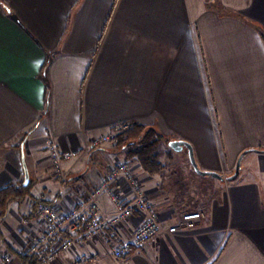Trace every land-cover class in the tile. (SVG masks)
<instances>
[{
	"label": "crops",
	"instance_id": "1",
	"mask_svg": "<svg viewBox=\"0 0 264 264\" xmlns=\"http://www.w3.org/2000/svg\"><path fill=\"white\" fill-rule=\"evenodd\" d=\"M135 123L191 142L200 167L223 175L194 226L169 232L184 212L168 145L157 172L94 145ZM50 137L78 156L55 164ZM123 160L160 212L158 239L115 257L105 227L40 264H264V0H0V191L34 183L0 219V264L25 259L37 199L112 215L95 190Z\"/></svg>",
	"mask_w": 264,
	"mask_h": 264
},
{
	"label": "built area",
	"instance_id": "2",
	"mask_svg": "<svg viewBox=\"0 0 264 264\" xmlns=\"http://www.w3.org/2000/svg\"><path fill=\"white\" fill-rule=\"evenodd\" d=\"M111 139L99 137L93 143L101 145ZM48 143L51 157L57 164L79 153L72 150L62 153L52 140ZM104 192L110 196L115 207L109 217L103 216L93 205L80 210L71 206L58 207L45 201L36 202L34 215L38 225L28 235L25 259L16 261L15 256L7 252L3 263L31 264V258L39 254H45L46 263H52L60 250L71 251L78 245L97 240L105 227L111 228L113 235L118 237L112 247L115 257H121L133 247H144L158 239L163 228L160 212L147 197L143 183L134 175L127 160L111 167L106 180L95 190V194ZM135 211L140 213L139 222L132 228L131 239H122L119 227L133 218ZM204 216L203 211L182 213L178 222L169 227V232L176 233L180 229L192 227Z\"/></svg>",
	"mask_w": 264,
	"mask_h": 264
},
{
	"label": "trees",
	"instance_id": "3",
	"mask_svg": "<svg viewBox=\"0 0 264 264\" xmlns=\"http://www.w3.org/2000/svg\"><path fill=\"white\" fill-rule=\"evenodd\" d=\"M115 137L119 146L127 148V157L137 158L145 170L150 172L162 170L157 145L162 141L163 135L156 129L135 123L118 132ZM31 186V183L18 187L9 186L0 191V219L4 217L10 202L23 201L29 195ZM38 201L45 200L37 199L34 204ZM36 256L31 258V264H40Z\"/></svg>",
	"mask_w": 264,
	"mask_h": 264
},
{
	"label": "rangeland",
	"instance_id": "4",
	"mask_svg": "<svg viewBox=\"0 0 264 264\" xmlns=\"http://www.w3.org/2000/svg\"><path fill=\"white\" fill-rule=\"evenodd\" d=\"M117 134L118 133L116 132V135ZM106 137H109V139H111V138H114V139H111L107 142H104L103 144H110L116 148H120L121 151H124L126 153L127 148L121 147L118 145V141H117V138L115 137V135H114V137H110V136H106ZM50 140H52L56 145H58V144L53 137H50L47 140L46 147L48 150V154H49L51 160L54 162V160L52 159L51 154L49 152V148H48L49 144H50L48 142ZM171 141H173V140H171L170 138H167L166 136L163 135L162 141L158 142L157 152L159 155L164 154V152L167 153L168 149H167V147L165 148V145L169 146L168 148H169L170 154H171L169 163L173 164V167H172L173 169H176L175 172L173 173V176H176L174 179L176 181V184L178 185L177 187H178L179 191L181 190L180 194L177 195V197L178 196L180 197L179 206L182 207V212H184V213L187 211H202V209L200 207L201 203L199 204V202H201V200L203 201V198H202L203 195H205V197H207V195H209L210 192H212L216 188V187H214L215 184L213 182L215 180V178L213 176H203L204 178L201 177V175H199L194 170L193 166L191 165V162L189 161L190 158L188 156V149L186 147H184L183 148L184 150L183 149H182L183 151L181 150L182 152H178L170 146L169 143ZM58 148H59V146H58ZM61 151H63V150H61ZM67 151H69V150H67ZM72 151L77 152L79 150H72ZM64 152H66V151H63L62 153H64ZM181 155H183V156H181ZM77 156H74L72 158H75ZM72 158H70V159H72ZM63 160L58 165H60L63 162ZM185 162L188 164V169H190V171L188 173H187V171H185V167H186V166H184ZM55 164H57V163H55ZM67 177L68 176H66V179H67ZM205 197H204V199H205ZM66 205H68V204H66Z\"/></svg>",
	"mask_w": 264,
	"mask_h": 264
},
{
	"label": "water",
	"instance_id": "5",
	"mask_svg": "<svg viewBox=\"0 0 264 264\" xmlns=\"http://www.w3.org/2000/svg\"><path fill=\"white\" fill-rule=\"evenodd\" d=\"M170 146L175 149L176 151H181L184 147H186L188 149V153H189V158H190V162L194 168V170L199 174V175H202V176H213V177H217V178H220V179H223V175H221L219 172L217 171H213V170H203L197 159H196V156H195V152H194V148H193V145L186 141V140H173L171 141L170 143ZM249 151L251 150H247V151H244L241 155H240V158L238 160V163H237V166H236V170H235V173L229 177H227L228 180H234L236 179L239 174H240V168H241V163H242V159L243 157L245 156V154H247ZM259 151V150H258Z\"/></svg>",
	"mask_w": 264,
	"mask_h": 264
}]
</instances>
